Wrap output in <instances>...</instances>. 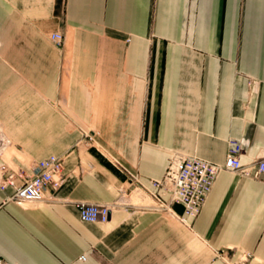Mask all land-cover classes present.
<instances>
[{"label": "crops", "instance_id": "crops-1", "mask_svg": "<svg viewBox=\"0 0 264 264\" xmlns=\"http://www.w3.org/2000/svg\"><path fill=\"white\" fill-rule=\"evenodd\" d=\"M0 128V166L65 175L52 204L0 190V259L264 264V175L222 172L196 219L173 206L185 223L140 188L163 196L174 154L224 164L231 139L264 158V0H0ZM79 202L121 206L86 223Z\"/></svg>", "mask_w": 264, "mask_h": 264}, {"label": "built area", "instance_id": "built-area-1", "mask_svg": "<svg viewBox=\"0 0 264 264\" xmlns=\"http://www.w3.org/2000/svg\"><path fill=\"white\" fill-rule=\"evenodd\" d=\"M50 40L60 45L64 41V36L59 31L53 32L50 34ZM93 141V136L89 135L88 142L93 143ZM9 145L10 141H3L0 149ZM242 153V141L231 139L224 164L212 163L198 157L174 154L170 159L164 178L153 182L156 188L163 189V196H167V198L164 199L163 196L150 191L143 185L140 188L145 196L153 200L154 204L151 205V209L165 212L181 223H185L186 220L174 212L173 206L182 205L184 214L191 219H196L222 172H232L255 178L264 175V158L244 165L241 162ZM34 170V174L29 176L24 171L11 169L7 164L0 166V190L14 189V194L7 198L8 202H13L23 208L55 202V194L49 193V191L57 192L65 182L63 158L50 156L37 162ZM119 206L121 203L118 202L115 204L77 203L80 217L86 223L107 224L110 221L112 210ZM81 261H86V257H81ZM0 264L11 263L0 259Z\"/></svg>", "mask_w": 264, "mask_h": 264}, {"label": "bare ground", "instance_id": "bare-ground-1", "mask_svg": "<svg viewBox=\"0 0 264 264\" xmlns=\"http://www.w3.org/2000/svg\"><path fill=\"white\" fill-rule=\"evenodd\" d=\"M2 142H3V138H2V134H1V128H0V147L2 145ZM4 150H5V148L0 149V153H2Z\"/></svg>", "mask_w": 264, "mask_h": 264}, {"label": "rangeland", "instance_id": "rangeland-1", "mask_svg": "<svg viewBox=\"0 0 264 264\" xmlns=\"http://www.w3.org/2000/svg\"><path fill=\"white\" fill-rule=\"evenodd\" d=\"M2 138H3V141H7L3 135H2ZM4 143H5V142H4ZM10 146H11V145L4 147L5 150H6L5 153L7 152V149H9ZM0 148H1V147H0ZM2 149H3V148H2Z\"/></svg>", "mask_w": 264, "mask_h": 264}]
</instances>
